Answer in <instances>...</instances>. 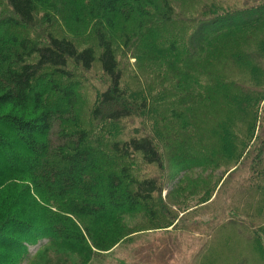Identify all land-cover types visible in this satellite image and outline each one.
<instances>
[{
    "label": "trees",
    "instance_id": "trees-1",
    "mask_svg": "<svg viewBox=\"0 0 264 264\" xmlns=\"http://www.w3.org/2000/svg\"><path fill=\"white\" fill-rule=\"evenodd\" d=\"M86 2L78 7L79 0H0L9 11L0 17V264L28 261L27 246L38 242L45 243L39 250L56 247L89 264L143 230L176 228L177 215L162 202L159 183L139 179L133 170L137 159L163 168L157 145L171 147V141L158 131L122 141L111 136L112 127L130 114L118 106L122 75L114 26L119 21L136 24L133 47L143 56H184L172 91L180 103L190 98L226 115L211 132L219 156L214 158L203 140L193 138L194 132L205 135L193 121L189 126L193 117L183 109L169 112L182 126L180 145L175 144L180 159H186L182 171L251 158L247 189L258 194L255 210L264 212V0L238 11L211 12L182 44V37L160 40L174 25L170 0ZM80 8L98 56L92 47L79 50L63 34L47 33L38 42L16 33L34 26L41 10H51L70 26L82 20ZM216 49L244 80H224L201 69L199 53ZM95 63L109 87L93 111L102 118L93 136L76 114L77 90L69 67L90 71ZM103 107L110 108L102 113ZM253 220L259 219L253 215ZM250 232L247 250L257 258L252 260L264 264V226Z\"/></svg>",
    "mask_w": 264,
    "mask_h": 264
},
{
    "label": "rangeland",
    "instance_id": "rangeland-1",
    "mask_svg": "<svg viewBox=\"0 0 264 264\" xmlns=\"http://www.w3.org/2000/svg\"><path fill=\"white\" fill-rule=\"evenodd\" d=\"M253 1L255 0H170L174 25L173 28L164 30L160 40L169 39L171 42L182 37V44L187 41L191 29H195L198 21L211 18V12L217 11L216 14H219L225 9L238 11L251 6ZM85 3L86 0H79L78 7ZM78 13L82 20L67 26L51 10H41L35 16L34 26L25 33H16L20 38L26 36L38 42L47 33L55 36L63 34L79 50L92 47L98 56L96 40L86 24L85 13L81 8ZM6 15H9L7 8L0 6V17ZM135 26L133 22L124 24L122 21L114 26L118 37L115 51L122 75L118 106L128 109L130 114L119 120L110 132L111 136L122 141L156 135L158 131L171 141V147L157 145L163 154V168L144 165L137 159L133 170L137 178H152L159 183L162 188L161 200L177 215V225L173 231L143 230L130 242H122L110 252L100 254L89 264H260L252 260L257 258L251 257L247 250L248 239L251 237L250 228L258 230L264 226V212L255 210L259 203L258 194L250 193L247 189L248 178L252 175L251 158H242L237 165H226L227 163L219 161L220 165L217 164L214 168L182 171L186 159H180V150L175 145H180L181 140L177 138L182 134V126L171 120V110L183 109L185 114H189V118L193 117L189 126L194 122L195 128L205 130V135L194 132L193 138L203 140L202 143L209 149V155L216 158H219L217 142L211 132L219 127L226 115L220 109L213 108L214 105L205 109L190 98L180 103L177 94L172 91L178 82L177 69L182 67L184 56H143L133 47ZM211 52L212 50L199 53L204 63L201 65L203 71L224 80H244L243 75L238 76L229 61L222 57L220 50L213 54ZM69 68L77 90L76 114L85 130L95 136L99 134L98 124L102 118L100 113L96 119L93 111L99 106L100 96L108 89L109 79L98 63L90 71ZM108 108L110 107H103L102 113ZM93 130L97 132H92ZM253 215L259 220H253ZM41 245L44 246L45 243L28 245L29 260L16 264H81L74 255L70 256L56 247L39 250Z\"/></svg>",
    "mask_w": 264,
    "mask_h": 264
}]
</instances>
